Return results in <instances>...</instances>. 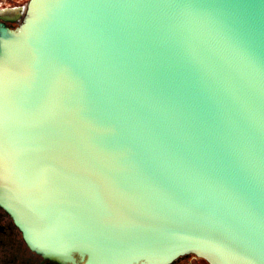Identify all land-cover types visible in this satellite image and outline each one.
Returning a JSON list of instances; mask_svg holds the SVG:
<instances>
[{
    "label": "water",
    "instance_id": "1",
    "mask_svg": "<svg viewBox=\"0 0 264 264\" xmlns=\"http://www.w3.org/2000/svg\"><path fill=\"white\" fill-rule=\"evenodd\" d=\"M0 205L62 264H264V0L0 11Z\"/></svg>",
    "mask_w": 264,
    "mask_h": 264
},
{
    "label": "flooded vegetation",
    "instance_id": "2",
    "mask_svg": "<svg viewBox=\"0 0 264 264\" xmlns=\"http://www.w3.org/2000/svg\"><path fill=\"white\" fill-rule=\"evenodd\" d=\"M0 7V11L6 8ZM9 28L16 23L5 21L0 17V24ZM0 264H62L45 257L31 249L23 238L22 231L13 216L0 205ZM171 264H209L207 260L195 254L188 253L178 256Z\"/></svg>",
    "mask_w": 264,
    "mask_h": 264
},
{
    "label": "rangeland",
    "instance_id": "3",
    "mask_svg": "<svg viewBox=\"0 0 264 264\" xmlns=\"http://www.w3.org/2000/svg\"><path fill=\"white\" fill-rule=\"evenodd\" d=\"M27 0H0V7L24 6Z\"/></svg>",
    "mask_w": 264,
    "mask_h": 264
}]
</instances>
